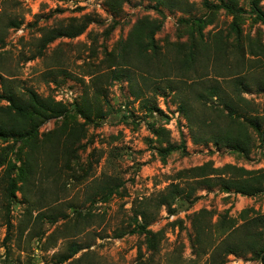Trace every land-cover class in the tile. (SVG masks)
<instances>
[{
	"label": "rangeland",
	"instance_id": "374dc122",
	"mask_svg": "<svg viewBox=\"0 0 264 264\" xmlns=\"http://www.w3.org/2000/svg\"><path fill=\"white\" fill-rule=\"evenodd\" d=\"M260 6L264 10V0ZM11 20L21 24L6 32ZM138 24L141 31L136 32ZM79 26L84 31L75 37L47 40L52 28ZM5 32L0 94L6 87L32 88L74 111L92 74L102 73L100 83L108 88L107 113L87 125L76 157L60 158L57 167L43 169L46 150L55 141L46 134L62 122L52 119L40 127L37 139L36 166L44 172L26 195L18 192L9 204L6 182L0 183V264H213L215 246L240 244L242 230L224 229L264 216V187L248 195L203 186L190 171L205 163L264 170V146L253 126L259 117L264 129V25L250 10V0H0V37ZM151 34L157 45L154 61L149 60L154 52L147 49L140 56L137 44ZM124 52L128 62L141 68L132 86L148 92L145 97L132 95L126 80L110 79L107 68ZM211 87L219 88L222 97H199ZM223 100L232 101L234 116L245 122L248 151L194 140L221 133L227 125ZM156 103L165 115L149 114L147 108ZM7 104L0 99V106ZM152 120L164 123L170 142L185 143V151L177 149L164 161ZM6 148L11 160L28 150L26 144L0 138V152ZM4 170L5 165L0 181ZM231 172L241 173L226 174ZM171 182L187 189L197 185L194 201L183 198L171 208L158 207L159 195ZM100 186L114 191L95 194ZM140 209L149 219L144 231L136 216ZM48 214L60 215L52 221ZM72 243L84 248L58 263V255ZM241 252L227 255L223 264H262L255 253Z\"/></svg>",
	"mask_w": 264,
	"mask_h": 264
},
{
	"label": "trees",
	"instance_id": "16d2710c",
	"mask_svg": "<svg viewBox=\"0 0 264 264\" xmlns=\"http://www.w3.org/2000/svg\"><path fill=\"white\" fill-rule=\"evenodd\" d=\"M127 0H118L119 4ZM164 1L167 0H156ZM262 0H250V10L256 15V17L264 25V10L260 6ZM115 6V4H114ZM113 7V6H112ZM228 9H230L228 7ZM155 20H148L149 23ZM21 22L16 20H11L5 28L8 32L11 28L19 27ZM77 29H69L67 27H56L50 30V34L47 37L48 41L59 37H75L84 31V27L79 26ZM158 25H156V28ZM134 31H141V26H136ZM6 32L3 37H0V45L4 44ZM131 40L128 44H131ZM139 48H141L142 53L139 49V55L145 54L144 51L151 49L154 53L151 56L150 61H154L153 57L157 54V45L154 36L151 34L147 42L145 40H138ZM143 48L145 50H143ZM140 56H137L140 58ZM188 63V60H185ZM110 71L111 81H117L124 79L130 86L132 95L136 97H145L146 91H138L133 89L132 82L134 79V74H137L136 69H141L126 60V53L121 56L118 62L110 63L107 68ZM145 70V68H144ZM143 70V71H144ZM94 75L90 79L89 84L85 87L83 95L75 105L74 111L69 110L66 104L56 101L52 96L42 97L34 89L27 88L24 91H17L11 88H4V93L0 94V99L7 101V105L0 106V138L5 141H13L15 144L21 142L26 144L28 150L25 156L22 157L16 154L15 160L9 159L7 148L0 152V167H6L4 170V176H2V181L6 182L5 190L8 203L10 204L13 200L17 199V193H22L26 195V191L30 189V186L34 184L35 180L38 178L37 175L42 174L38 172V167L36 166L39 161H37V154L39 145L37 142L39 136L40 127L52 120L57 118H62L61 125L52 132H48L46 138L55 136V141L53 142V147L47 152V158L43 160V169L49 170L58 166L60 158L66 157H76V152L81 144L82 140L87 135V125L95 124L98 120L104 118L107 113L104 110V99H106L107 88L105 85L100 83L102 78V73ZM143 75V74H141ZM2 77V76H1ZM3 82L5 78H2ZM222 97L219 88L211 87L206 93H202L199 97ZM224 110L227 112V125L221 127V133H213L205 139L201 137L194 136L196 142L205 141L213 142L217 146L227 145L228 147H234L241 149L243 151H248L249 149V136L246 130L242 128L245 123L240 120V117L236 118L234 114L238 115L237 109L234 107L232 101L223 100ZM146 104H144V107ZM182 107V113L191 121V117L184 111ZM149 114L151 115L154 111H157L159 115H165L164 111L159 108L156 103L153 107L147 108ZM126 117V116H125ZM257 118V119H256ZM253 122V126L259 132V137L264 146V129H261L258 118ZM250 121V120H247ZM152 132L155 134L156 139H159L158 153L160 157L166 161L168 155L177 149H183L185 151V143L182 146H177L172 144L168 138L169 130L166 129L164 123L159 124L157 121L152 120L149 122ZM62 139V141H61ZM61 146L59 151L57 147ZM62 156L60 157V154ZM18 162H20L18 164ZM229 170H237L241 173L235 175L236 173ZM193 172V179L197 184L203 183L202 185L213 186V184L220 185L227 191L235 190L243 194L252 195L261 190L264 187V170H248L245 168H237L232 165H226L222 169L213 167L211 163H205L201 166L193 167L191 170ZM16 173L12 176V173ZM21 182V184H19ZM105 185H109L106 183ZM197 186V185H196ZM196 186H190V188L181 187L178 183L171 182L167 187V190L162 192L157 201V206L161 207L163 205L169 206L173 205L175 202L184 201L187 199L189 203L194 201L193 195L196 191ZM108 186H100L95 194H101L107 189ZM108 192L106 196H110L114 190L111 188L107 189ZM187 197V198H186ZM145 204V202H144ZM9 211V207H8ZM64 215L63 212H60ZM45 214V213H41ZM47 215V214H45ZM52 221H55L60 214H48ZM136 216L141 218L140 230H146L149 223L148 215L145 210H138ZM246 218L244 219V221ZM8 226L11 227V221L8 220ZM219 224V223H218ZM225 231L231 233L242 230L239 241L223 242L220 246L224 245L221 249L220 246H215L211 251V261L213 264H223L225 262V257L232 253H240L248 251L253 252L259 256L262 264H264V216H253L242 222L239 226H228ZM201 234V232H200ZM211 247V246H210ZM84 247L79 243L70 244L67 252L58 255V263H64ZM209 249V250H210ZM219 249V250H218ZM219 252H218V251ZM206 251V250H205ZM241 252V253H242ZM208 261V260H207Z\"/></svg>",
	"mask_w": 264,
	"mask_h": 264
}]
</instances>
